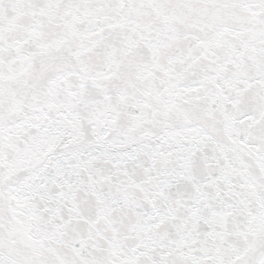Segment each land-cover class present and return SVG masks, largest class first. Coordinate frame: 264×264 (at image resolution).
Listing matches in <instances>:
<instances>
[{
  "label": "snow or ice",
  "instance_id": "obj_1",
  "mask_svg": "<svg viewBox=\"0 0 264 264\" xmlns=\"http://www.w3.org/2000/svg\"><path fill=\"white\" fill-rule=\"evenodd\" d=\"M0 264H264V0H0Z\"/></svg>",
  "mask_w": 264,
  "mask_h": 264
}]
</instances>
